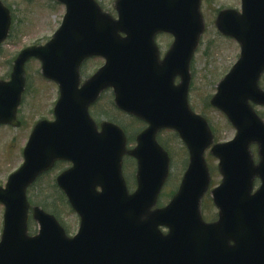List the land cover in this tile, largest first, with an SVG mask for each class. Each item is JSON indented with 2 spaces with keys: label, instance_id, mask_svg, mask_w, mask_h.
Returning a JSON list of instances; mask_svg holds the SVG:
<instances>
[{
  "label": "water",
  "instance_id": "1",
  "mask_svg": "<svg viewBox=\"0 0 264 264\" xmlns=\"http://www.w3.org/2000/svg\"><path fill=\"white\" fill-rule=\"evenodd\" d=\"M56 1L67 14L53 41L23 51L11 82H0V125H18L30 59L41 61L43 76L61 91L56 121L37 124L25 164L0 189L6 207L0 264H264V122L250 107L264 106L258 85L264 72V0H241L243 14L222 11L216 21L221 34L241 45L239 62L211 101L238 131L222 144L214 143L208 122L188 101L189 67L205 31L201 0H118V20L95 0ZM11 24L0 1V45ZM163 33L175 40L161 62L155 38ZM99 56L105 67L80 88V67ZM176 77L182 79L177 86ZM111 88L120 111L148 124L134 150L127 149L117 125L104 123L99 133L89 116L100 93ZM167 129L179 133L190 161L171 203L156 209L170 172V156L157 141ZM255 144L259 165L250 151ZM210 148L223 176L211 193L220 211L211 224L201 208L210 189ZM125 155L137 161L132 194L123 178ZM60 161L72 163L57 182L80 217L79 232L68 238L53 215L34 208L40 232L29 237L27 190ZM256 178L263 186L253 194Z\"/></svg>",
  "mask_w": 264,
  "mask_h": 264
},
{
  "label": "rangeland",
  "instance_id": "2",
  "mask_svg": "<svg viewBox=\"0 0 264 264\" xmlns=\"http://www.w3.org/2000/svg\"><path fill=\"white\" fill-rule=\"evenodd\" d=\"M3 1L12 11L14 22L12 37L5 43L0 53V79L9 80L12 66L8 65L7 62L11 61L12 65L13 59L25 48L34 45L44 46L54 35L55 30L62 24L66 10L47 0H33L32 2H29V0ZM99 2L105 7L106 11H113L115 0H99ZM202 2L206 31L193 62L195 82L189 100L192 110L205 117L215 131L217 141L222 143L232 140L236 135V131L222 113L211 107L210 98L217 92L216 85L239 59L240 47L234 40L219 34L214 22L220 10L227 8L240 10L241 1L202 0ZM171 42L172 39L168 37L161 39L163 53L168 50ZM32 61L27 63L28 68H26L30 88L26 93V102L21 114L25 125L17 130L7 127L0 128V187L6 186L8 176L22 164V149L27 144V139L37 121L53 119V109L59 97L58 87L45 81L39 73L41 64L35 59ZM103 63L104 61L99 59L87 64L82 71L83 81L96 73ZM257 111L264 119V109L257 108ZM106 115H108L109 121L119 124L128 137H132V134L137 136L136 134L144 129L142 125L133 121L130 117L118 114L111 109L108 110ZM102 119L104 120L106 117H102ZM159 141L169 147L172 155L171 179L160 197V207L167 205L171 200L170 195L172 192L174 193L179 189L182 175L187 168L189 155L185 145L171 131L161 133ZM129 146L134 148L135 141H129ZM252 152H254L256 159V149H253ZM206 154L207 165H209L212 175L210 184V191H212L221 183L222 176L218 172V160L211 157L209 153ZM69 167L70 165L67 163H61L49 174L43 176L38 184L29 191V199L32 205L43 207L50 214L54 212L58 215L59 221L65 227L67 233L70 236H75L74 234L77 233L80 226L79 217L71 210L63 194L55 188L56 178ZM124 168V177L127 179L128 188L133 192L135 191V165L127 159ZM259 185V182H256V189ZM210 191L203 201V218L208 221H215L218 210L213 206ZM3 214L4 208L0 205V236L3 230ZM30 227V233L35 234L38 226L32 222Z\"/></svg>",
  "mask_w": 264,
  "mask_h": 264
},
{
  "label": "flooded vegetation",
  "instance_id": "3",
  "mask_svg": "<svg viewBox=\"0 0 264 264\" xmlns=\"http://www.w3.org/2000/svg\"><path fill=\"white\" fill-rule=\"evenodd\" d=\"M163 39L162 37H158L157 38V44H158V48H160V51H162L163 47H162V43L160 42V40ZM194 70L192 71V76H193ZM177 82H179V79L177 80ZM262 86L264 88V74H263V82H262ZM113 97L114 94L112 93V91H108L105 92L104 94L101 95V98L99 99V101L94 105V107L92 108L95 109L94 111H96L97 113H101V119L102 117H106L107 112L109 109H111L112 106H114L113 104ZM97 109H100L99 111ZM106 119H104L103 121H105ZM21 123L23 126L24 121L21 119Z\"/></svg>",
  "mask_w": 264,
  "mask_h": 264
}]
</instances>
